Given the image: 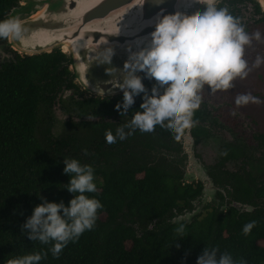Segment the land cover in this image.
Instances as JSON below:
<instances>
[{"label":"trees","instance_id":"1","mask_svg":"<svg viewBox=\"0 0 264 264\" xmlns=\"http://www.w3.org/2000/svg\"><path fill=\"white\" fill-rule=\"evenodd\" d=\"M248 2L260 13L254 0H222L217 7L226 5L237 17L238 5ZM17 4L18 0H0V18ZM5 50L12 58L0 62V264L41 249L39 264H195L205 246H216L217 257L224 251L247 264H264V215L211 211L194 216L189 223L173 222L172 208L178 212L184 197L197 193L182 187L178 175L162 166L133 162V157L115 167L117 149L99 151L83 142L77 145L73 133L36 137L40 110L50 120V107L60 100L63 90H74L77 99L70 97L68 105L85 116L133 114L141 110L143 93L133 97L127 110H118L113 106L122 103V93L104 99L84 94L73 83L67 58L58 49L32 57ZM140 77L146 91L154 85L162 91L154 79L144 78V73ZM81 125L88 128L91 124ZM80 154L84 158L77 159L93 168L97 185V191L88 195L95 196L102 208L97 209L93 227L54 257L48 251L51 242L30 240L28 229L21 225L33 206L42 202L40 197L67 206L74 194L66 189L69 177L62 171L63 159ZM250 220L255 225L245 235L242 227ZM181 223L184 232L178 234L175 228Z\"/></svg>","mask_w":264,"mask_h":264},{"label":"clouds","instance_id":"2","mask_svg":"<svg viewBox=\"0 0 264 264\" xmlns=\"http://www.w3.org/2000/svg\"><path fill=\"white\" fill-rule=\"evenodd\" d=\"M155 2L159 4L162 0ZM193 2L199 3V0H189L188 3ZM217 3L218 0H207L203 10L194 15L180 11L166 13L160 9L147 22L152 25L147 33V45L135 52L129 51L122 65L121 80H112V85L122 90V103L113 107L127 110L133 97L143 93L139 104L141 110L135 111L129 121L118 126L115 134L106 131L107 143L123 140L136 129L152 132L155 126H160L180 132L190 128L195 123L193 112L201 103L200 92L205 85L210 91H223L233 86L235 78L247 76L244 47L252 39L259 40L260 33L254 32L250 37L239 18L226 7H217ZM26 31L27 27L14 16L0 20V38L19 40ZM112 54L110 46L93 53L95 61L101 64H109ZM261 62L262 58L257 56L254 66ZM116 71L107 68L109 74ZM137 71L143 72L144 78L154 79L162 91L158 92L155 85L146 91L141 77L135 74ZM249 102L260 103L261 100L248 92L234 98L238 106ZM62 171L69 177L67 191L74 194L67 206L40 197L42 202L33 206L31 214L21 225L22 229H28L26 235L30 240L42 244L51 242L48 251L54 257L69 241H75L81 233L93 227L97 209L102 208L95 196L88 195L97 191L93 168L89 164L67 157L63 159ZM254 225L255 220L246 222L242 232L247 235ZM175 232L182 234L184 225L178 224ZM218 250L216 246H205L195 264H247L243 258L237 260L224 251H220L217 257ZM42 254L43 249L25 253L7 259L4 264H39Z\"/></svg>","mask_w":264,"mask_h":264},{"label":"flooded vegetation","instance_id":"3","mask_svg":"<svg viewBox=\"0 0 264 264\" xmlns=\"http://www.w3.org/2000/svg\"><path fill=\"white\" fill-rule=\"evenodd\" d=\"M238 8L237 17L251 37L256 26L264 24V14L261 10L260 13H256L249 2L241 3ZM245 10H249L246 18L241 16ZM254 40L252 39L251 43L244 47L243 58L247 61L248 68V74L244 79L235 78L232 81L233 86L227 90L213 92L208 90L206 85L201 90V103L193 112L192 120L195 123L190 127L193 138L192 152L190 147H185L186 149L181 147V137L186 129L175 132L160 126H155L152 132H141L136 129L133 130L132 135L126 136L123 140L117 139L114 143H107L105 132L111 130L115 134L118 126L130 120L132 114L126 113L85 116L80 115L78 110L71 106L75 115L70 119L77 121H65L67 132L64 135L73 133L77 145L83 146V142L89 148L99 151L117 149L115 167H120L133 157V162L146 166H162L169 174L178 175L182 187L197 193L192 197L185 196L178 212V208H172V215H178L181 211H191L197 207H200V211L195 216H202L211 211L225 214L231 210L237 215H264V48L251 49ZM257 56L262 58V62L254 66ZM141 74L143 72L139 76ZM73 83L79 87L74 80ZM79 89L89 97L99 99L113 97H98L86 93L80 87ZM245 92L259 97L261 102L236 105L235 96ZM64 93L70 94L66 105L69 104L70 97L77 99L73 89L62 91L59 95L60 100L56 99L50 107V120L47 119L44 133L41 131L44 137H54L50 132V125L53 123L51 112L63 100ZM40 115L41 110L39 122L42 124ZM82 122L91 125L86 128L81 125ZM124 131L127 132L128 129L125 128ZM80 137L83 141H80ZM210 140H214L217 144V151L213 157H207L202 146ZM44 143L46 140H42V144ZM131 146L134 147L133 152L129 151ZM75 157L83 159L84 155H75ZM91 159L94 160V156ZM192 159L199 161L197 162L199 168L195 167L196 162H191ZM101 165L105 164L101 163ZM110 165L111 162L108 163V166ZM186 174L198 177L185 179ZM172 180L176 181L175 177ZM203 180L206 184L209 183L208 186L204 187ZM203 188L211 200L201 204L199 196Z\"/></svg>","mask_w":264,"mask_h":264},{"label":"water","instance_id":"4","mask_svg":"<svg viewBox=\"0 0 264 264\" xmlns=\"http://www.w3.org/2000/svg\"><path fill=\"white\" fill-rule=\"evenodd\" d=\"M221 1L218 0L217 5ZM254 1L264 14V0ZM188 2L162 0V3L157 4L155 0H18V4L0 20L14 16L22 21L27 31L19 40L5 38V43L0 44V51L4 56L8 55L4 52V47H7L20 56L32 57L58 49L66 56L71 78L81 89L98 97L114 96L122 93V90L114 87L112 80H121L122 65L129 51L135 52L147 45V33L152 29V25L147 22L160 9L166 13L180 11L185 15L197 14L203 10L207 0ZM108 46L113 50L110 63H97L93 53ZM110 67L115 68L116 73L109 74L107 68ZM140 73L137 71L135 74L139 76ZM192 145L190 128H186L181 137V147H190L192 152ZM184 177L196 179L198 176L186 174ZM207 179L211 183V179ZM207 184L203 180L204 187ZM204 189L199 196L203 201L201 204L208 200ZM199 211L200 207L183 211L173 218V222L189 223Z\"/></svg>","mask_w":264,"mask_h":264},{"label":"rangeland","instance_id":"5","mask_svg":"<svg viewBox=\"0 0 264 264\" xmlns=\"http://www.w3.org/2000/svg\"><path fill=\"white\" fill-rule=\"evenodd\" d=\"M249 10H245L241 13V16L246 18L247 17V12ZM254 32H259L260 33V39L259 40H254V45L250 46L251 49H261L264 48V24L258 25L256 26V29ZM3 44V43H0ZM5 48V47H4ZM7 48V47H6ZM6 54L8 55H3L0 51V60L6 59V58H11L12 54L4 51ZM264 91V90H263ZM70 94L69 93H64V97L63 100L61 102L58 103L57 106H55L51 112L52 115V120L53 123L50 125V132L51 135L54 137H58V136H62L67 132V125H66V120H71V121H77L76 119H70L71 116H74L75 113H73V111L71 110L70 106H68V104L66 105V100L68 99V96ZM215 96H218L217 94H215ZM40 119H42L41 121L42 124H40L41 122H39V125L36 129V137L40 140L42 134L41 131L44 133L45 131V126L46 123L48 122L46 117L43 116V114L41 113L40 115ZM204 147L205 152L207 153V157H213V155H215L216 153V142L214 140H210L206 143H204V145H202ZM202 148V147H201ZM196 162L197 166H199V164L197 162H199L197 159H194L192 161V163ZM195 166V167H197ZM191 179V178H190ZM211 198L208 197L207 201H210ZM203 202V201H201ZM206 203V202H204Z\"/></svg>","mask_w":264,"mask_h":264}]
</instances>
